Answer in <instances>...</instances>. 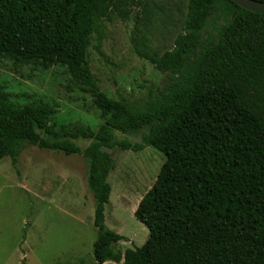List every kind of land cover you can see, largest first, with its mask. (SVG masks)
<instances>
[{
  "label": "trees",
  "instance_id": "16d2710c",
  "mask_svg": "<svg viewBox=\"0 0 264 264\" xmlns=\"http://www.w3.org/2000/svg\"><path fill=\"white\" fill-rule=\"evenodd\" d=\"M158 9L156 0H0V58L64 68L104 120L97 132L58 127L52 109L15 108L0 87V161L15 166L26 146L85 159L96 264H264V14L188 0L180 33L160 53L151 41ZM132 14L134 54L167 83L141 101L112 100L87 52L94 36L104 40L105 22ZM139 133L140 143L117 138ZM79 140L89 142L84 150ZM147 147L164 156L134 212L149 238L120 256L112 246L123 238L105 226L116 169L108 151Z\"/></svg>",
  "mask_w": 264,
  "mask_h": 264
},
{
  "label": "rangeland",
  "instance_id": "374dc122",
  "mask_svg": "<svg viewBox=\"0 0 264 264\" xmlns=\"http://www.w3.org/2000/svg\"><path fill=\"white\" fill-rule=\"evenodd\" d=\"M158 14L151 30L152 46L163 53L180 33L188 0H156ZM104 40L94 36L87 64L100 91L109 99L127 96L141 101L148 90L161 91L167 76L133 52L130 36L134 15L105 22ZM0 87L15 108L39 105L52 109L56 126H82L97 132L104 120L91 97L79 91L66 70L38 63L19 65L0 58ZM142 133L118 135V140L141 142ZM88 141L76 145L84 150ZM116 169L109 175V204L105 226L123 238L112 246L123 256L142 247L149 238L134 218L142 197L155 183L164 156L151 147L139 153L108 151ZM87 163L80 156H65L26 146L12 165L0 161V264H96L92 245L95 202L86 183Z\"/></svg>",
  "mask_w": 264,
  "mask_h": 264
},
{
  "label": "water",
  "instance_id": "95a60500",
  "mask_svg": "<svg viewBox=\"0 0 264 264\" xmlns=\"http://www.w3.org/2000/svg\"><path fill=\"white\" fill-rule=\"evenodd\" d=\"M232 2L245 11L264 14V3L254 0H232Z\"/></svg>",
  "mask_w": 264,
  "mask_h": 264
}]
</instances>
